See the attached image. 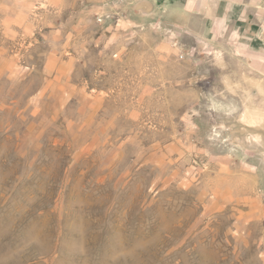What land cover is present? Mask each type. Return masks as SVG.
I'll return each instance as SVG.
<instances>
[{
	"label": "rangeland",
	"instance_id": "374dc122",
	"mask_svg": "<svg viewBox=\"0 0 264 264\" xmlns=\"http://www.w3.org/2000/svg\"><path fill=\"white\" fill-rule=\"evenodd\" d=\"M126 6L0 0V264H264V42Z\"/></svg>",
	"mask_w": 264,
	"mask_h": 264
},
{
	"label": "crops",
	"instance_id": "0c3cea01",
	"mask_svg": "<svg viewBox=\"0 0 264 264\" xmlns=\"http://www.w3.org/2000/svg\"><path fill=\"white\" fill-rule=\"evenodd\" d=\"M127 12H162L163 22L198 40H220L239 33L238 41L259 54L264 42V0H126ZM126 5V4H125ZM131 5V6H130ZM261 44V43H260Z\"/></svg>",
	"mask_w": 264,
	"mask_h": 264
},
{
	"label": "built area",
	"instance_id": "2783aa9c",
	"mask_svg": "<svg viewBox=\"0 0 264 264\" xmlns=\"http://www.w3.org/2000/svg\"><path fill=\"white\" fill-rule=\"evenodd\" d=\"M99 21H102L101 19Z\"/></svg>",
	"mask_w": 264,
	"mask_h": 264
}]
</instances>
